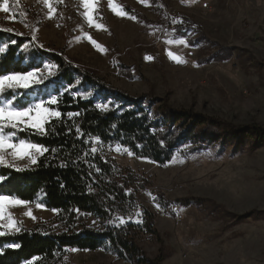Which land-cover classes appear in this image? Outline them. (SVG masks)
Instances as JSON below:
<instances>
[{"label": "rangeland", "instance_id": "rangeland-1", "mask_svg": "<svg viewBox=\"0 0 264 264\" xmlns=\"http://www.w3.org/2000/svg\"><path fill=\"white\" fill-rule=\"evenodd\" d=\"M51 3L55 12L47 19L42 0H9L10 11L0 12V28L63 50L74 67L152 102L147 108L155 119L162 118L158 108L169 107L233 127L264 129V0H113L126 13L122 16L112 12L108 0H97L100 28L83 19L80 0ZM179 38L187 43L174 42ZM169 51L186 62L175 63ZM89 92L96 104L116 106L113 98ZM197 146L186 140L164 166L109 151L149 185L137 197L155 215L157 235L144 237L142 250L152 260L162 256V264H264V217L258 216L264 213V139L224 129L218 139ZM161 199L169 205L165 216L158 214ZM184 199L204 202L184 206L178 202ZM36 205L10 208L8 214L20 228L53 223L57 212ZM86 223L103 226L92 217ZM66 264L136 263L99 250L70 251Z\"/></svg>", "mask_w": 264, "mask_h": 264}, {"label": "trees", "instance_id": "trees-1", "mask_svg": "<svg viewBox=\"0 0 264 264\" xmlns=\"http://www.w3.org/2000/svg\"><path fill=\"white\" fill-rule=\"evenodd\" d=\"M5 43L8 47L0 53V74L32 70L42 67L45 61L57 66L55 74L45 81L47 87L28 89V95H22L18 103L23 105L29 100L62 93L58 104L53 106L62 115L46 126L47 135L31 136L33 141L50 149L35 166L20 173L0 167V174L7 177L0 185L3 193L57 212L53 223L22 225L19 232L0 237V264H66L72 249L104 250L130 263L162 264V256L149 259L141 247L144 237L157 235L155 215L137 197L149 185L130 169L121 167L110 156L108 146L117 142L128 147L134 157L164 166L173 160L186 140L194 139L198 143L196 148H202L218 139L224 129L264 139V129L259 126L233 127L192 110L158 108L162 118L155 119L147 108L152 102L148 105L144 98H132L95 74L74 67L63 50L43 48L31 37L0 28V45ZM90 89L105 99L113 98L116 106L101 112L95 100L85 95ZM79 90L83 92L79 94ZM72 112L79 115L69 117L67 114ZM77 128L81 130L79 135ZM19 135L24 137L28 133ZM94 137H99L101 143H96ZM92 146L98 148L95 155L87 151ZM85 151L87 157L82 154ZM178 202L188 206L204 201ZM159 206L165 210L169 207L162 199ZM258 216L264 217V213ZM88 217L100 221L102 228H90L86 223ZM117 217L125 223L120 224ZM12 242L20 247H7Z\"/></svg>", "mask_w": 264, "mask_h": 264}, {"label": "snow or ice", "instance_id": "snow-or-ice-1", "mask_svg": "<svg viewBox=\"0 0 264 264\" xmlns=\"http://www.w3.org/2000/svg\"><path fill=\"white\" fill-rule=\"evenodd\" d=\"M43 5L48 10L47 19H52L55 9L52 7L51 0H42ZM109 7L112 12L117 16L125 15V12L118 10L113 0H108ZM80 4L84 9L83 19L89 26L100 28V24L95 23L96 19V7L97 0H80ZM9 0H3L0 3V12H9ZM135 19V17H130ZM88 39L96 45V41L92 40L89 36ZM178 42L181 45L187 43L186 38H179ZM15 43V41H11ZM8 47V44L0 45V53H3ZM28 46L25 45V48ZM42 47V46H41ZM103 51V49H101ZM168 56L175 63H185L179 56L174 55L169 51ZM151 60L152 57H147ZM57 66L52 64H44L43 67H35L28 71H12L6 74H0V167L12 169L15 172H24L30 170L32 166L38 163V157L43 156L49 152L50 149L47 146L41 145L31 139L32 135H47V125H50L52 120L60 119L62 113L55 107L59 102V96L62 95H50L47 99H38L36 101L29 100L26 104H19L21 96H27V90L39 87L40 85H47L45 81L49 80L53 76ZM20 90H24L22 93ZM85 95L91 96L92 93L88 92ZM107 104H97L96 108L101 112L108 111ZM69 117H75L79 113L72 112L67 114ZM24 132L28 135L21 137L19 133ZM81 130L76 129L77 135ZM93 140L96 143H101L99 137H94ZM92 144V141H87ZM127 153L132 155L131 150L123 145L117 144L116 151ZM54 151V150H52ZM87 151L95 155L98 148L95 146L90 147ZM87 151L82 154L87 157ZM20 161H27L23 166L20 165ZM91 167V165H90ZM99 171V169H97ZM7 179L6 176L0 174V185ZM30 201H25L22 198L15 197L11 194H5L0 190V237L4 236L7 231L19 232L21 229L14 218L8 214V210L14 207H23L29 204ZM38 208L42 207L39 203L36 205ZM159 207V206H158ZM55 211V210H53ZM76 211H79L78 209ZM26 215L35 219L32 216V212H26ZM120 224L125 223L123 218L117 217ZM95 223V222H94ZM9 248H18L19 244L12 242L7 245ZM77 251V249H72ZM35 259V258H34Z\"/></svg>", "mask_w": 264, "mask_h": 264}, {"label": "built area", "instance_id": "built-area-1", "mask_svg": "<svg viewBox=\"0 0 264 264\" xmlns=\"http://www.w3.org/2000/svg\"><path fill=\"white\" fill-rule=\"evenodd\" d=\"M178 15H179V13H175L174 16L169 20V27H170L171 29L175 28V26H176V19H177ZM117 144H119V143H117V142H113V143H111V144L108 146L109 151H112V152H114V153H117V154H119V155H123V156L128 155L127 153L123 152V150H121L120 152H117V151H116V145H117ZM165 213H166V210L161 208V209L159 210V213H158V214H160L161 216H165Z\"/></svg>", "mask_w": 264, "mask_h": 264}]
</instances>
